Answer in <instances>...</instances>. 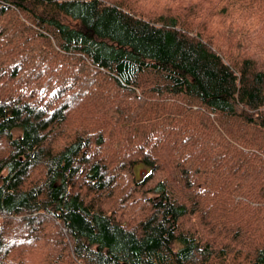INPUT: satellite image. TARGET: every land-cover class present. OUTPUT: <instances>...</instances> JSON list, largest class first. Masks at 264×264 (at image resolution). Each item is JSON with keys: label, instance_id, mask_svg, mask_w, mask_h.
Instances as JSON below:
<instances>
[{"label": "trees", "instance_id": "obj_1", "mask_svg": "<svg viewBox=\"0 0 264 264\" xmlns=\"http://www.w3.org/2000/svg\"><path fill=\"white\" fill-rule=\"evenodd\" d=\"M3 142L0 264H264V0H0Z\"/></svg>", "mask_w": 264, "mask_h": 264}, {"label": "rangeland", "instance_id": "obj_2", "mask_svg": "<svg viewBox=\"0 0 264 264\" xmlns=\"http://www.w3.org/2000/svg\"><path fill=\"white\" fill-rule=\"evenodd\" d=\"M5 146L4 142H3V145L0 149V155L3 154V147ZM146 172V169H144V167L142 165H138L136 167V175L137 177L141 178L143 176V174Z\"/></svg>", "mask_w": 264, "mask_h": 264}]
</instances>
